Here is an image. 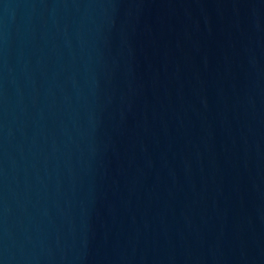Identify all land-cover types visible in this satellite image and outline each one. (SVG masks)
I'll list each match as a JSON object with an SVG mask.
<instances>
[{
	"label": "water",
	"instance_id": "95a60500",
	"mask_svg": "<svg viewBox=\"0 0 264 264\" xmlns=\"http://www.w3.org/2000/svg\"><path fill=\"white\" fill-rule=\"evenodd\" d=\"M0 264H264V0H0Z\"/></svg>",
	"mask_w": 264,
	"mask_h": 264
}]
</instances>
